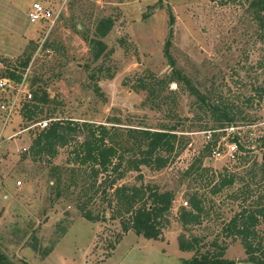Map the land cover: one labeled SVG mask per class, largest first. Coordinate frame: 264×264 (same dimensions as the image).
I'll use <instances>...</instances> for the list:
<instances>
[{
    "label": "rangeland",
    "instance_id": "374dc122",
    "mask_svg": "<svg viewBox=\"0 0 264 264\" xmlns=\"http://www.w3.org/2000/svg\"><path fill=\"white\" fill-rule=\"evenodd\" d=\"M35 1L56 12L54 23L30 20ZM248 6V0H0V73L7 62L18 64L25 52L32 56L25 86L46 91L50 98L38 120L110 125L111 118H120L125 141L131 140L128 128L164 124L176 126L178 136L167 166L142 165L118 181L175 193L163 238L147 239L123 231L122 218L110 217L103 193L90 202L108 218L92 222L82 217L80 188L67 187L75 167L70 145L60 147L50 162L32 159L28 152L37 128H27L31 122L21 107L32 98L22 92L0 150V251L16 264H184L195 254L180 248L179 237L185 234L202 238L201 245L207 244L202 251L214 239L225 240L226 258L253 264L241 240L222 233L244 197L264 194V98L244 103L264 88V40ZM105 18L114 26L100 37L98 25ZM169 57L202 92L222 93L241 106L243 114L232 124L235 133L229 136L181 82L170 80ZM2 115L0 110V125ZM82 133L72 137L82 140ZM234 134L241 136L243 149L230 154L227 145ZM223 174H235L236 181L219 191ZM194 194L203 199L205 212L200 224L186 228L180 211L190 208L186 202ZM258 229L264 235V224Z\"/></svg>",
    "mask_w": 264,
    "mask_h": 264
},
{
    "label": "trees",
    "instance_id": "16d2710c",
    "mask_svg": "<svg viewBox=\"0 0 264 264\" xmlns=\"http://www.w3.org/2000/svg\"><path fill=\"white\" fill-rule=\"evenodd\" d=\"M219 1L235 3L239 0ZM248 2L247 11L258 23L261 37L264 40V0H248ZM168 11L170 26H172L175 17L172 9L169 8ZM113 26V19H102L98 25V36L106 37ZM172 34L173 30L170 29L169 36ZM95 41L100 43V40ZM170 42L168 39L167 46ZM100 55V52L95 53V58H99ZM31 58L32 56L25 52L24 56L17 59L18 64L12 61L7 62V68L0 73V77H10L19 83L23 79ZM169 58L173 66L170 80L181 82L186 90L196 97L197 106L208 112L213 121L220 124V127L232 125L237 117L243 114L241 106L236 101L226 98L222 93L212 92L213 95H210L202 92L181 69L175 66V60L172 57ZM30 89L32 100L23 103L21 110L27 122L35 123L43 107L49 104L50 98L46 91L40 94L37 89L31 88V85ZM256 98H264V88L257 89L254 96L248 97L244 103L251 105ZM109 123L110 125L97 124L90 121L79 122L61 118L53 120L47 128H37L34 131L28 153L36 161L47 159L50 162L57 156L60 147L70 145L73 148L71 156L75 167L70 170L71 183L67 187L80 188L77 207L82 217L92 222L108 218L107 213L96 211L90 202L95 195L103 193L100 198L107 203V207L112 209L110 217L122 218L124 232L133 230L137 235L147 239H162L163 230L169 222L168 215L175 201V193L170 190L161 191L157 187L144 183L119 185L118 181L129 170L140 171L142 165L153 166L157 169L167 166L175 157L174 152L178 139L176 126L164 124L158 128L148 126L128 128L126 131L131 140L125 141L123 127L118 126L121 124V119L111 118ZM210 129L214 130L215 127ZM76 131L83 132L82 140L72 137ZM237 138L239 139L236 137L235 140ZM241 144L242 142H239V150L243 149ZM192 168L193 166L189 168L187 174H190ZM262 174L264 176V162ZM235 181V174L221 175L217 184L218 190L232 187ZM58 188L60 189V186ZM58 194L61 195L62 192L59 191ZM242 200L239 211L223 225L222 233L225 238H230L232 241L241 240L250 262L264 264V235L258 229L264 224V194L256 198L250 195ZM188 204L190 208H182L179 216L182 225L186 228L200 224L205 212L203 199L197 194L190 197ZM202 242L203 239L199 236L180 235V248L195 252L194 256L184 260V264H233L232 260L225 257L228 248L227 241L220 243L218 238L214 239L210 244L211 247L205 251L202 249L207 244L202 246ZM0 264L16 263L0 251Z\"/></svg>",
    "mask_w": 264,
    "mask_h": 264
},
{
    "label": "built area",
    "instance_id": "2783aa9c",
    "mask_svg": "<svg viewBox=\"0 0 264 264\" xmlns=\"http://www.w3.org/2000/svg\"><path fill=\"white\" fill-rule=\"evenodd\" d=\"M30 20L33 23L37 22H44V23H54L58 17L56 12L49 7L48 5L40 2L35 1L30 8L29 12ZM23 81H20L19 83L15 82L14 79L10 77H0V110L3 113L1 118H3V122L0 125V150L3 147V143L5 141L6 135L5 130L8 128L10 124V120L12 118V115L14 114V111L16 110L18 104H20V96L22 92H25L32 98V92L31 89L28 88V83L25 86V78L22 79ZM23 102V101H22ZM51 119L43 118L38 120L37 122L33 123L32 125L28 126V129L31 128H38V129H44L47 128L50 125ZM235 125L226 126V131H228L229 136H231L232 133H235ZM19 133L14 134L17 136ZM208 138L211 140L213 138V132L208 131L207 132ZM236 137L237 140H235ZM5 138V139H4ZM241 139V136L238 134L232 135V142H230L227 147L230 154H234L237 151H239V142ZM24 151H27V148H24ZM215 154L217 156H220L222 154L220 148L215 149ZM18 184H21V181L18 182ZM188 202H186L187 205Z\"/></svg>",
    "mask_w": 264,
    "mask_h": 264
}]
</instances>
